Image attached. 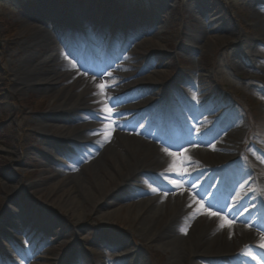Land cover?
<instances>
[{
	"label": "bare ground",
	"instance_id": "obj_1",
	"mask_svg": "<svg viewBox=\"0 0 264 264\" xmlns=\"http://www.w3.org/2000/svg\"><path fill=\"white\" fill-rule=\"evenodd\" d=\"M32 4L34 9L26 14L28 17L23 22L21 36L15 43L16 55L12 60L11 74L13 86L21 91L35 90L40 95L57 89L52 102L61 97H65V101L52 107L53 113L57 109L65 112L73 109L87 110L91 118L83 120H95L99 118L95 108L102 112L110 111L107 100L113 91L119 89L116 86L119 81L109 79L104 70L96 71L89 62L94 57L102 61L104 54L108 53L104 57L105 62L112 67L121 52L115 45L106 49L102 32L92 38L91 42H84V36L80 34L88 35L92 28L96 35L95 28L99 23L91 27L87 20L83 21L72 10L65 20L54 17V3L47 0H33ZM203 11L195 20L186 18L187 27L183 34L187 37L185 45L188 55L198 52L196 49L202 50L205 43L214 39H227L226 36L207 35L216 34V30L207 17L208 11ZM255 11L257 25L264 24V6L255 4ZM158 23H147L140 29L132 27L133 32L128 34L124 48L127 49L136 39L141 40L144 36L148 37L149 42L160 37L161 32L156 30ZM230 30L221 31L226 33ZM71 34L74 36L73 41L70 40ZM84 51L88 63L82 65L80 61L76 62L80 69L77 72L76 65L67 59L66 53L77 58ZM160 51L162 49L156 52ZM245 57L248 58L247 55ZM154 64L152 60L139 67H130L145 71ZM197 69L195 67L191 74L175 77V81H184L194 93H198L196 99H187L186 94L182 95L176 89L173 81L166 84L167 92L157 100L160 107L152 108L150 113L157 122L159 115H172L173 109L168 110V103L185 104L183 107L190 115V121H193L192 127L194 124V137H186L168 147L153 142L160 143L162 137L161 134L153 136L151 128L142 130V126L137 127V134L143 136L140 138L120 133L108 122L101 124L100 121H83L80 125H57L47 123L45 117H40L37 132L40 134L46 130L49 134L43 154L46 159V163L42 164L43 173L57 176V182L46 190L47 197L52 200L60 194L57 200L51 202L79 215L82 205L77 195L78 188L72 184V176L77 178L85 195L93 199L95 205L104 202L116 190L130 187L131 193L124 200L126 202H117L118 206L108 214L121 216V219L129 222L131 234L123 240L124 243L128 244L135 237L149 248L159 246L168 252V264H233L236 261L238 264H264V180L259 176L260 171H264V155L257 152L261 149L259 143L252 141L251 146H254L248 149L249 158L245 157V149L238 146L243 122L219 97L220 93H215L205 112L210 114L211 110L217 111L216 115L209 119L202 118L204 111L200 106L201 100L209 89L204 87V80ZM89 74L94 77L88 78ZM123 77L127 78L128 75ZM150 103L155 105L153 101ZM224 104L218 112V107ZM177 109L181 110V107ZM141 118L143 122L144 118ZM206 122L210 124L207 126ZM96 129H102L103 132H92ZM190 142L201 144L203 148L194 149L188 145ZM152 152L155 156L150 159ZM195 153L203 155L205 159L193 155ZM59 156L73 158V161L65 162ZM246 159L256 164L254 170L248 171L243 167ZM84 161L97 165L99 172L81 178L82 173L87 171V166L80 165ZM58 162L66 169L53 170L51 165L60 164ZM13 178L11 176L10 179ZM196 179H199L197 184ZM224 187L226 192L221 190L214 200L206 196L195 197V191L202 193L199 189H210L218 194L217 191ZM9 188L6 187V190L9 191ZM188 188L191 192L186 190ZM156 191L162 195L148 198ZM7 208L0 234L6 235L8 227L11 233L21 235L17 238V245L11 248L19 261L11 257L6 260L7 263L42 264L37 253L39 248H34L30 229H16L17 225L27 226L30 221L23 217L25 214L22 211L9 205ZM41 225L40 228L37 226L39 231L48 233L50 225L45 222ZM37 243L38 247H42L45 240ZM127 250L118 264H149V257L139 247ZM22 259L26 260L25 263H22ZM77 264H80L78 259Z\"/></svg>",
	"mask_w": 264,
	"mask_h": 264
},
{
	"label": "rangeland",
	"instance_id": "obj_2",
	"mask_svg": "<svg viewBox=\"0 0 264 264\" xmlns=\"http://www.w3.org/2000/svg\"><path fill=\"white\" fill-rule=\"evenodd\" d=\"M32 1L0 0V226L4 224L2 220L7 216L8 205L27 215L23 217L30 222L25 227L32 233L34 248H39L37 253L42 264H67L72 254L80 264H118L127 254V249L132 247H139L146 252L149 264H168V252L159 246L149 248L135 237L128 244L124 243L123 240L131 234L128 229L129 222L121 219V216L108 215L118 206L117 202H126L124 200L127 196L129 198L131 193L130 187L116 190L104 202L95 205L94 200L85 195L80 183L76 181L77 178L72 176V184L78 188L77 195L82 205L79 215L59 208L51 202L57 200L60 194L55 195L52 200L48 199L46 190L57 182V176L43 173L42 164L46 163L43 154L49 134L46 130L39 134L36 130L37 123L40 122V117H45L47 123L57 125H80L83 121H100L101 124L108 122L120 133L137 135L140 138L143 136L137 134V127L142 126V130L151 128L152 135L162 133L164 138L162 141L169 144H174L176 140L185 137L192 138L194 124L192 127L193 121H190V115L184 109L183 102L168 103L170 105H167L168 110L173 109L172 115H159L157 122L150 113L153 111L152 108L160 107L157 100L164 97L167 92L166 84L173 81L176 89L182 95L186 94L187 99H196L198 93H194L184 81H175V77L191 74L197 67V72L204 80V87L209 89L201 100L200 106L204 111L202 118L209 119L216 115L217 111L211 110L210 114L205 112L215 93H220L219 97L225 100L228 107L232 108L243 122L238 146L245 149L243 151L245 157L249 158L248 149L254 146H251L252 141L259 143L262 150L257 152L264 155V24L257 25L255 11V4L264 6V0H103L106 8L110 10L115 8L112 5L124 8L119 15L110 14L108 17L101 16L104 11L100 10L95 0H47L54 3L52 13L54 17L63 20L68 17L71 10L83 21L85 14H91L92 20L99 23L100 31L97 34L102 32L104 35L106 49L114 44L121 52L120 57L115 59L114 67L106 65L104 57L108 53L104 54L102 61H98L101 58L94 57L89 62L96 71L104 70L109 79L119 81L116 85L119 89L113 91L107 100L111 107L110 111L102 112L101 109L95 108L99 115L95 120H83L91 115L87 110L73 109L65 112L57 109L53 113L52 107L65 101V97H61L60 100L52 102L57 89L40 95L35 90L21 91L13 86L11 74L12 60L16 55L15 43L21 36L23 22L28 17L26 14L34 9ZM138 6L146 9V13L135 16L132 9ZM203 10L208 11L207 17L216 30V34L207 35L226 36L227 39H214L205 43L202 50L196 49L198 52L188 55L185 45L187 37L183 34L187 27L186 18L195 20L203 14ZM157 21L159 23L156 30L158 33L161 32L160 37L149 42L148 37L144 36L141 40L136 39L127 49L124 48L128 34L133 32L132 27L140 29L147 23L153 24ZM228 28L231 30L222 33V29ZM91 35H81L84 36L86 44L96 36L92 32ZM70 40H74L73 34ZM157 49L162 51L157 53ZM66 57L74 64L78 61L82 65L88 63L85 51L77 58L71 57L69 53H66ZM152 60L155 64L150 65L145 71L133 68ZM130 66H133L132 69ZM76 70L80 72L78 67ZM161 72L163 75H160ZM124 75L128 77L125 78ZM93 77L92 74L88 75V78ZM150 101L155 105H150ZM178 106L181 110L177 109ZM224 106L225 104L220 105L218 112ZM141 117L145 121L142 122ZM206 124L208 126L210 123ZM92 132L103 131L96 129ZM159 144L164 146L162 143ZM188 145L194 149L203 148L196 142H190ZM154 156L155 153L152 152L149 158L152 159ZM198 156L205 159L203 155ZM60 157L65 162L73 161V158ZM58 163L60 164H50L53 170L66 169L61 162ZM243 164L248 171L256 167L249 159L244 160ZM80 165L87 166V171L82 173L81 178H87L98 171L97 165H90L89 161H84ZM11 176L14 178L10 179ZM259 176L264 180V171H260ZM197 182L199 179L195 180L196 184ZM6 187H10L9 191ZM186 190L191 192L189 188ZM199 190L202 193L195 191L196 198L206 196L214 200L217 197L213 190ZM234 194L237 195V192ZM161 195L160 191H156L148 198L153 199ZM44 222L50 225L48 233L38 229ZM21 227L22 225H17L16 229H22ZM6 230V235L0 234V264H8L6 260L11 257L14 261H19L11 246L17 245L16 239L21 235L18 233L14 234L15 236L9 235L11 229L6 227ZM11 237H14V240L11 241ZM43 239L45 245L38 247L37 241L41 242ZM236 262L233 264H238Z\"/></svg>",
	"mask_w": 264,
	"mask_h": 264
},
{
	"label": "snow or ice",
	"instance_id": "obj_3",
	"mask_svg": "<svg viewBox=\"0 0 264 264\" xmlns=\"http://www.w3.org/2000/svg\"><path fill=\"white\" fill-rule=\"evenodd\" d=\"M67 264H77V259L74 254L69 256Z\"/></svg>",
	"mask_w": 264,
	"mask_h": 264
},
{
	"label": "trees",
	"instance_id": "obj_4",
	"mask_svg": "<svg viewBox=\"0 0 264 264\" xmlns=\"http://www.w3.org/2000/svg\"><path fill=\"white\" fill-rule=\"evenodd\" d=\"M95 2H97L98 4L104 5V1L103 0H95Z\"/></svg>",
	"mask_w": 264,
	"mask_h": 264
}]
</instances>
